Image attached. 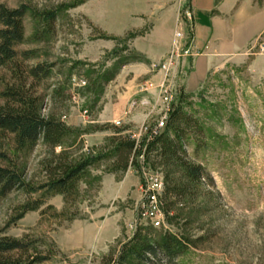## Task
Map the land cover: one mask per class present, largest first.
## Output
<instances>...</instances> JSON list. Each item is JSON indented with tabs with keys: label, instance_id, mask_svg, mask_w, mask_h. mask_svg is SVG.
Listing matches in <instances>:
<instances>
[{
	"label": "rangeland",
	"instance_id": "obj_1",
	"mask_svg": "<svg viewBox=\"0 0 264 264\" xmlns=\"http://www.w3.org/2000/svg\"><path fill=\"white\" fill-rule=\"evenodd\" d=\"M237 1L259 7L264 20V0ZM0 3L29 7L23 19L25 40L17 46L20 56L0 68V91L25 80L39 98L42 115L71 129L57 145L41 138L35 147L21 151L14 149L11 136H0V147L17 159L27 183L0 196V229L6 235L33 240L38 252L50 256L38 264H107L104 259L117 256L140 230L152 240L166 231L189 237L193 245L178 264H264V30L247 50L218 59L198 85L189 87L193 58L203 49L196 46L199 54L176 58L168 68L163 65L173 52L184 10L189 6L194 12L192 0ZM53 12L52 23L48 17ZM214 14L221 12L216 9ZM25 51L31 58L22 55ZM39 63L52 67L47 77L36 80L27 71ZM128 67L149 70L138 78L140 86L152 75L162 76L157 87L162 107L140 125L123 119H118L120 125L117 120L102 123L98 119L115 102L118 89L129 85L131 75L121 78ZM167 94L173 96L172 107L180 104L192 119L183 141L185 159L208 174L183 199L170 195L172 221L164 208L165 180L168 174L169 180L184 185V171L168 169L156 154L148 158L146 147L123 170L114 150L124 136L148 140L146 128L164 115ZM91 156L95 161L67 193L42 187L60 163L75 164ZM145 172L163 177L160 228L145 219L141 208ZM37 200H43L38 210L12 221ZM126 264L140 263L129 259Z\"/></svg>",
	"mask_w": 264,
	"mask_h": 264
},
{
	"label": "trees",
	"instance_id": "obj_2",
	"mask_svg": "<svg viewBox=\"0 0 264 264\" xmlns=\"http://www.w3.org/2000/svg\"><path fill=\"white\" fill-rule=\"evenodd\" d=\"M28 11L29 7L26 5L9 8L0 3V68L16 62L20 56L17 46L25 40L23 19ZM48 18L53 23L56 13H50ZM22 55L26 59L31 58V52L25 51ZM51 67L50 64L39 63L28 67L27 72L32 78L39 80L50 74ZM21 81V84H13L0 91V136H11L16 151L35 147L41 138L48 144H59L62 137L71 129L59 119L43 116L39 98L26 88L25 80ZM175 104L165 128L154 134L149 141L145 139L138 142L124 136L120 140L115 139L117 141L114 148L123 170L128 169L131 156L134 153V156L141 154L146 147L145 156L148 158L151 154H156L155 158H160L161 163L168 169L174 167L184 171L187 180L184 185L175 183L173 179L169 180L168 174L166 176L164 208L170 221H172L170 212L174 204L169 200L170 195L183 199L192 193L205 175L208 176L202 166L192 164L184 157L183 141L187 138L192 119L180 104ZM95 159L96 156H91L75 164L60 163L54 168V177L42 187H47L50 191L67 193ZM26 186L17 159L0 147V196H6L13 190ZM40 201L26 204L12 221L23 217L28 210H38L42 203ZM192 245L193 241L184 234L166 231L160 239L152 240L140 230L133 239L123 245L117 256L105 258L104 262L126 264L132 259L140 264H178L179 257ZM36 249L34 241L28 237L15 238L6 235L4 228L0 229V264H38L50 258Z\"/></svg>",
	"mask_w": 264,
	"mask_h": 264
},
{
	"label": "crops",
	"instance_id": "obj_3",
	"mask_svg": "<svg viewBox=\"0 0 264 264\" xmlns=\"http://www.w3.org/2000/svg\"><path fill=\"white\" fill-rule=\"evenodd\" d=\"M192 3L196 20V46L203 49V53L193 58V69L186 80L189 87L198 85L218 59L247 50L253 38L264 30L260 8L250 3L242 6L238 5L237 0H192ZM248 6L251 9L249 15ZM216 9L223 15L214 14ZM145 71L149 70L141 71L137 67L123 69L121 78L131 75L129 85L127 89H118L117 99L111 103V107H107L99 121L114 124L116 120L123 119L140 125L147 115L161 109L162 104L157 101V87L162 76L152 75L140 86L136 82Z\"/></svg>",
	"mask_w": 264,
	"mask_h": 264
},
{
	"label": "built area",
	"instance_id": "obj_4",
	"mask_svg": "<svg viewBox=\"0 0 264 264\" xmlns=\"http://www.w3.org/2000/svg\"><path fill=\"white\" fill-rule=\"evenodd\" d=\"M264 48V47H261ZM199 54L198 49L195 45V20L194 12L188 6L184 10V15L181 18L179 30L176 33V38L174 42V49L170 55V59L164 68H168L169 65H172L176 58L182 56H191ZM167 102V109L164 115L156 124L151 128L147 129L148 131V141L152 138L154 134H157L162 130L167 123L169 112L172 110L173 96L167 94L164 96ZM117 125L121 124V120L115 122ZM145 184L142 186V204L141 208L143 209V214L146 220H148L153 227L160 228L163 223V212H162V196L164 190H161V183H163V177L159 173H144Z\"/></svg>",
	"mask_w": 264,
	"mask_h": 264
},
{
	"label": "bare ground",
	"instance_id": "obj_5",
	"mask_svg": "<svg viewBox=\"0 0 264 264\" xmlns=\"http://www.w3.org/2000/svg\"><path fill=\"white\" fill-rule=\"evenodd\" d=\"M161 190H164V182L161 183Z\"/></svg>",
	"mask_w": 264,
	"mask_h": 264
}]
</instances>
